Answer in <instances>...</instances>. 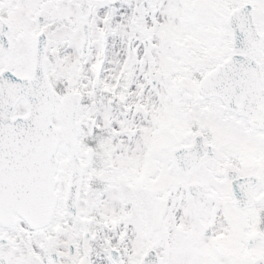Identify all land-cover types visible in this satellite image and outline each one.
Returning a JSON list of instances; mask_svg holds the SVG:
<instances>
[{
    "label": "snow or ice",
    "instance_id": "snow-or-ice-1",
    "mask_svg": "<svg viewBox=\"0 0 264 264\" xmlns=\"http://www.w3.org/2000/svg\"><path fill=\"white\" fill-rule=\"evenodd\" d=\"M0 264H264V0H0Z\"/></svg>",
    "mask_w": 264,
    "mask_h": 264
}]
</instances>
